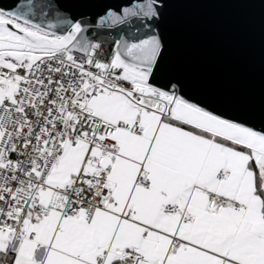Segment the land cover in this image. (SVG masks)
I'll list each match as a JSON object with an SVG mask.
<instances>
[{"label":"snow or ice","instance_id":"1","mask_svg":"<svg viewBox=\"0 0 264 264\" xmlns=\"http://www.w3.org/2000/svg\"><path fill=\"white\" fill-rule=\"evenodd\" d=\"M182 0L0 8V264H264L258 106L203 94Z\"/></svg>","mask_w":264,"mask_h":264},{"label":"water","instance_id":"2","mask_svg":"<svg viewBox=\"0 0 264 264\" xmlns=\"http://www.w3.org/2000/svg\"><path fill=\"white\" fill-rule=\"evenodd\" d=\"M21 0H0L11 9ZM178 59L203 93L258 106L264 63V0H182L169 13Z\"/></svg>","mask_w":264,"mask_h":264}]
</instances>
